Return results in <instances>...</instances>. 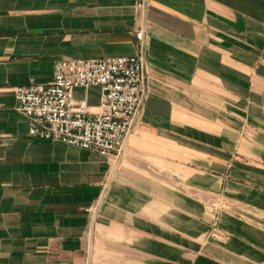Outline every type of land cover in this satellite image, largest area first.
<instances>
[{
	"label": "crops",
	"instance_id": "crops-1",
	"mask_svg": "<svg viewBox=\"0 0 264 264\" xmlns=\"http://www.w3.org/2000/svg\"><path fill=\"white\" fill-rule=\"evenodd\" d=\"M139 54L117 162L29 136L16 87ZM0 264H264V0H0Z\"/></svg>",
	"mask_w": 264,
	"mask_h": 264
},
{
	"label": "built area",
	"instance_id": "built-area-1",
	"mask_svg": "<svg viewBox=\"0 0 264 264\" xmlns=\"http://www.w3.org/2000/svg\"><path fill=\"white\" fill-rule=\"evenodd\" d=\"M143 46L144 32L137 31ZM100 87L99 111L74 99L77 88ZM146 95L142 54L122 57L61 59L53 81L15 88L17 110L33 139L58 140L117 162Z\"/></svg>",
	"mask_w": 264,
	"mask_h": 264
}]
</instances>
